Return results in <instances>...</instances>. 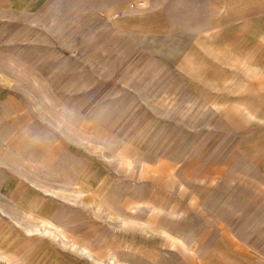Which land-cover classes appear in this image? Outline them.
Listing matches in <instances>:
<instances>
[{
	"label": "rangeland",
	"instance_id": "374dc122",
	"mask_svg": "<svg viewBox=\"0 0 264 264\" xmlns=\"http://www.w3.org/2000/svg\"><path fill=\"white\" fill-rule=\"evenodd\" d=\"M116 255L264 264V0H0V264Z\"/></svg>",
	"mask_w": 264,
	"mask_h": 264
},
{
	"label": "bare ground",
	"instance_id": "6f19581e",
	"mask_svg": "<svg viewBox=\"0 0 264 264\" xmlns=\"http://www.w3.org/2000/svg\"><path fill=\"white\" fill-rule=\"evenodd\" d=\"M84 196V195H83ZM83 196H78V194H76L74 197L76 198H83ZM92 202L94 204V207L95 209L99 212L101 209H102V201L99 200L98 197H93L92 198ZM30 219L33 220L34 222H36L37 224H39L44 231L47 232V234L49 235V237H52L53 239H55L56 237H58L60 235L59 233V226L56 224V223H52L51 221H49L48 219L46 218H43V217H40V216H33V215H29ZM109 221H114V217L113 215H110L109 216ZM38 230V229H37ZM37 230L35 231H27V233L30 234V236H33V233L36 232ZM63 238L67 239L65 236L62 235ZM66 241H69L68 239ZM84 249H79L78 251L80 252H83ZM86 251V250H85ZM87 257L89 259H91V261L95 262V260L93 259L92 255L90 253L87 252ZM111 264H129L127 262H123L121 260L118 259L117 255L116 256H112L111 259Z\"/></svg>",
	"mask_w": 264,
	"mask_h": 264
}]
</instances>
